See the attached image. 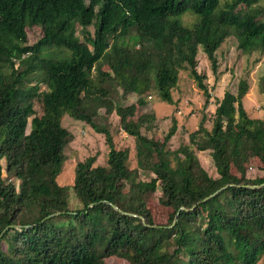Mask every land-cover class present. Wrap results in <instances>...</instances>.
Here are the masks:
<instances>
[{
	"label": "trees",
	"instance_id": "1",
	"mask_svg": "<svg viewBox=\"0 0 264 264\" xmlns=\"http://www.w3.org/2000/svg\"><path fill=\"white\" fill-rule=\"evenodd\" d=\"M259 1L221 7V0H0V264H104L109 258L127 264H257L262 258L264 264V186L250 188L264 184V120L243 107L247 80L236 93L223 94L210 129L203 116L188 144L175 151L168 149L175 122L155 140L141 134L154 113L137 114L153 89L173 104L183 69L207 108L199 53L214 72L216 51L229 37L243 53L264 54ZM186 12L196 18L191 26L182 22ZM32 28L41 36L30 45ZM258 86L264 101V73ZM115 89L138 95L136 104L113 105ZM38 96L41 113L33 109ZM100 109L115 111L121 130L149 154V181L126 165L129 150H116L107 138V167L94 166L90 157L75 165L71 186L57 183L73 140L62 116L103 133L95 123ZM198 152L209 154L217 178L203 169ZM251 160L261 164V177H247ZM157 189L159 204L173 211L165 226L154 224L144 198ZM180 207L185 210L169 228Z\"/></svg>",
	"mask_w": 264,
	"mask_h": 264
},
{
	"label": "rangeland",
	"instance_id": "2",
	"mask_svg": "<svg viewBox=\"0 0 264 264\" xmlns=\"http://www.w3.org/2000/svg\"><path fill=\"white\" fill-rule=\"evenodd\" d=\"M225 1L221 0V7ZM259 6L264 8V0H260ZM196 18L186 12L182 17V22L191 26ZM264 21V15L261 17ZM91 34L93 28L87 29ZM76 34L80 35V28L75 27ZM41 36L40 28H32L27 30L28 44L35 43ZM91 44L87 43L85 52L89 53ZM201 52V48H199ZM199 57V65L197 71L204 76V82L210 93L209 105L204 107L205 97L197 87L196 80L189 74L188 70H180L178 74L177 89L172 90L173 104H168L160 100L157 90L153 89L146 96V105L137 108V114L154 113L155 120L148 127L141 128V134L147 138L162 140L172 126L176 123V132L171 138L168 149L175 151L181 145L188 144V135L198 128V124L203 116H205V125L211 128V118L215 107L221 100L225 92L236 93L237 84L241 79L248 82V92L242 100L243 107L252 119L264 120V101L259 93V80L264 73V54L253 52L252 54L243 53L237 47V40L232 36L224 41L220 48L216 51L217 69L214 72L209 62L201 53ZM106 70V68H104ZM112 92L110 100L113 105L128 106L136 104L138 95L129 94L122 96L119 89ZM41 97H37L33 103V109L36 113L42 111ZM99 118L95 121L96 125L103 128L105 132L97 133L89 125L80 121L73 120L67 114L61 118V126L67 129L73 135V140L64 149L65 161L57 183L60 186L69 187L74 181V167L78 162H82L87 158L94 157V166L107 167L108 151L107 138L113 142L116 150H129V159L127 166L130 169H138L140 177L147 182L154 177L147 170V152L141 149V143L135 138L128 136L120 128V122L115 111L111 114H105L104 109L98 111ZM29 132V125L26 133ZM143 147V146H142ZM141 151L139 158L138 150ZM197 157L203 169L213 178H217V174L213 165V161L207 153H197ZM262 166L258 160H251L247 165V177L250 179L262 176ZM160 191L157 189L154 193H146L144 198L149 209L153 222L156 225L165 226L170 220L172 209L163 207L159 204ZM70 207H76L73 195L70 194ZM104 264H127V262L109 258ZM257 264H263L262 258Z\"/></svg>",
	"mask_w": 264,
	"mask_h": 264
},
{
	"label": "water",
	"instance_id": "3",
	"mask_svg": "<svg viewBox=\"0 0 264 264\" xmlns=\"http://www.w3.org/2000/svg\"><path fill=\"white\" fill-rule=\"evenodd\" d=\"M262 186H264V184H261V185H257V186H250V188H260V187H262ZM227 186H224L223 188H221V189H219V190H217V191H215L213 194H211V195H209L208 197H206V198H204L201 202H205V201H207L208 199H210V198H212V197H214L215 195H217L221 190H223V189H225ZM91 205H89V207H90ZM196 206V205H195ZM195 206H193V208L195 207ZM113 208L115 209V210H117V208L115 207V206H113ZM192 208V209H193ZM181 210H185L184 209V207H180L179 208V210L177 211V213H176V215H175V217H174V219H173V222H172V224H171V226H169V228H171V227H173L174 225H175V223H176V221H177V216H178V214H179V211H181ZM59 213H56V214H52V215H49L48 217H52V216H54V215H58ZM124 214H126V215H128V216H132V217H137L136 215H134V214H130V213H124ZM140 219H142L141 217H139ZM12 228H14V229H20V227L19 226H11ZM8 228V227H7ZM6 228V229H7ZM28 228V226H25V229H27ZM5 229V230H6Z\"/></svg>",
	"mask_w": 264,
	"mask_h": 264
}]
</instances>
